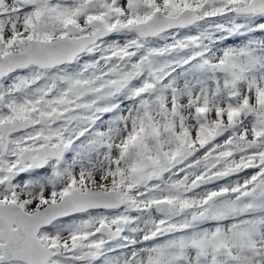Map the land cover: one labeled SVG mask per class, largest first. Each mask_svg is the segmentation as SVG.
Returning <instances> with one entry per match:
<instances>
[{
  "label": "flooded vegetation",
  "instance_id": "af4514ba",
  "mask_svg": "<svg viewBox=\"0 0 264 264\" xmlns=\"http://www.w3.org/2000/svg\"><path fill=\"white\" fill-rule=\"evenodd\" d=\"M20 1L18 8L0 12V58L18 52L29 40L65 35L68 39L82 38L93 34L99 26L106 31L70 62L49 67L31 64L0 75V264H40L20 257L24 239L11 250L5 248L7 235L3 229L10 219L13 221L7 227L14 230L18 218L59 201L73 190L86 189L115 190L122 205L69 213L39 226L36 237L40 243L49 246L54 257L65 252L68 264H104L105 258L109 264H139L141 243L137 244L141 246L139 250L128 252L93 249L90 240L97 236L107 243L123 239L131 219L138 215L143 219L146 211L150 229L157 233L149 238L172 241L177 256L188 251L195 254L194 260L220 251L230 226L237 232L243 250L264 249L263 105L245 99L243 90L220 91L219 105L200 115L202 127L194 128L193 134L180 115L168 113V121L164 107H158V116L153 105L137 104L139 96L158 90L157 83L153 86L145 80L157 72H163L162 78L166 80L170 67L151 55L145 56L150 44L161 42L165 35L170 39L168 35L173 33L198 28L199 22L143 37L131 25L151 15L141 12L144 0H94L93 6L89 0ZM181 9L164 12L174 15ZM197 13L200 16V11ZM176 67L179 65L174 64ZM148 70L150 75L146 77ZM256 79L264 83L263 76ZM149 87L152 90L148 93L143 90ZM258 90L264 95V88ZM258 90H252L254 98L262 96ZM110 98H129L135 103L129 115H125L127 120L123 122L115 102L106 109V99ZM115 117L119 118V129L116 127L114 138L121 136L127 125L134 131L125 153L116 159L107 185H81V177H73L67 165L77 158L89 161L99 154V149L104 151L107 141L112 139L105 134L106 124L111 123L107 120ZM157 117L164 121H156ZM121 146L114 141L111 149L116 151ZM43 149L53 157L44 158L45 164L41 166ZM184 153L187 154L182 161L170 164L174 157ZM122 159L126 160L124 169ZM45 172L56 174L53 180L61 179L55 190L61 188L63 192L57 191L43 205H34ZM157 202H164L160 210L155 207ZM144 207L146 210H142ZM75 217L88 219L86 229L79 230L81 239L75 243L69 237L76 230L60 235L67 245L62 251L63 243L59 250L57 226L73 223ZM102 224L110 229L120 228L121 237L110 240L100 232Z\"/></svg>",
  "mask_w": 264,
  "mask_h": 264
},
{
  "label": "rangeland",
  "instance_id": "374dc122",
  "mask_svg": "<svg viewBox=\"0 0 264 264\" xmlns=\"http://www.w3.org/2000/svg\"><path fill=\"white\" fill-rule=\"evenodd\" d=\"M136 0H129V3ZM237 0H144L142 5V11L145 16L151 14L152 10H163L169 13H173L180 8H194L200 11L202 16L201 24L196 29H190L189 31L177 32V34H171L170 39L166 38V35L162 38V41L151 43L150 49L147 50L145 56L154 60H162L166 64H169V71L167 72V78H162L163 72H157L153 77H149L145 80L147 84L155 86L157 83L158 90L154 94L139 96L138 106H145L146 104L154 105L155 108L162 105L164 107V115L169 117L168 121H171L168 113L181 116L182 122L186 127L200 130L202 127V116L204 112H210L212 107L219 105L220 91H228L236 89V86L232 84V78L244 77L243 85L238 89L246 91L245 99L253 100L255 103H261L264 111V95L258 90L264 88V83L258 82L261 78L258 75L264 77V14L252 13L247 18V32L246 39L248 41L234 42L233 39L230 44L226 43L222 39L221 30H225L228 26L226 20L230 25L235 24V15L231 13V9L235 6ZM248 2L249 0H244ZM20 0H0V12L9 9H16L20 6ZM143 2V1H142ZM225 12L230 14H225ZM142 14V13H141ZM220 15L217 17V15ZM28 16L27 14L25 15ZM216 16V17H215ZM211 20H209V18ZM241 17V16H240ZM3 21V19H2ZM5 21V20H4ZM212 21V23L210 22ZM242 21V20H241ZM241 21L237 23V26H241ZM253 22L255 24H253ZM211 23V24H210ZM227 25V26H226ZM236 26V25H234ZM260 29V30H259ZM259 30V31H254ZM229 32L232 33L233 29L229 28ZM210 32L209 35L214 40H208L204 42V35ZM194 34V35H193ZM200 35V37L198 36ZM203 37V38H202ZM210 47V48H209ZM210 49V51H209ZM254 50H256L254 52ZM209 51V52H208ZM165 52V55L162 53ZM208 54V55H207ZM182 58V59H180ZM183 66L179 69L174 68V64L182 62ZM158 68L161 66L159 62L154 63ZM147 67V66H146ZM160 69V68H159ZM150 75L148 70L146 77ZM249 90H246V86ZM258 90L262 95L261 98H254L252 90ZM148 93L146 88H143ZM218 96L217 101L215 97ZM151 97V98H150ZM225 92L223 93V98ZM119 98L106 99V109L111 106L112 102L118 104ZM243 99V98H242ZM123 100V99H122ZM135 103L125 101L123 107L131 109ZM157 110V109H156ZM130 111V110H129ZM122 116L126 114V109L121 110ZM215 113V111H214ZM126 115H129L126 114ZM158 115V112L155 114ZM119 118H110L106 124V139L107 144L104 151L99 149V154L91 157L89 161L76 159L67 165L69 173L75 177L83 180L81 185L88 182L96 184L98 186L107 185L110 182V171L115 168L116 159L121 154L124 155L128 145L129 136L134 134V131L130 130L129 125L127 128L121 130V136L114 138L116 134V127ZM123 120H127L123 118ZM156 121L162 123L164 120L160 117L156 118ZM128 124V123H127ZM124 124H122L123 126ZM164 127V126H163ZM119 129V127H118ZM197 132V131H195ZM136 133V131H135ZM188 133V131H186ZM187 138H190L189 136ZM114 141L120 142V149L113 151L111 149L114 146ZM108 150H111L109 154ZM116 153L117 155H113ZM122 157V156H121ZM126 160H121V167L124 169ZM113 176V174H111ZM56 174L53 172L43 173V177L37 189L36 201L34 205L44 204L51 200L58 193H62L63 190H55L56 185L61 183L59 177L53 180ZM39 196V197H38ZM142 210H146L144 207ZM147 211L141 216H135L133 222L126 228L125 237L116 242H105L100 237H94L90 240L91 247L96 249L99 247L101 250H126L140 249L141 246H137L141 243L142 251L140 253L139 264H146L144 260L150 264H264V249H258L255 252L245 251L240 247L238 238L235 234L236 231L232 230V226L227 228L226 238L223 240L224 247L218 252L208 253L205 258L201 256L193 260L192 252L185 251L184 255L177 256L176 247H173L172 241H156L150 239L151 235H156V231H151V224L147 222ZM146 217V219H145ZM88 219L82 220L74 218L73 223H66L65 225H58L57 245L61 247L64 243L62 251L66 249L67 242L60 240V235H64L71 229L76 230L69 239H73V243L79 241L81 238L79 230L86 229ZM90 225V224H89ZM174 240V239H173ZM144 243H147L144 245ZM179 242L176 241V245ZM170 249V251L168 250ZM116 254H112L115 256ZM65 252L55 256L50 264H68ZM113 258V257H112ZM168 261V263H167ZM104 264H109L107 258H105ZM113 264V263H110Z\"/></svg>",
  "mask_w": 264,
  "mask_h": 264
},
{
  "label": "water",
  "instance_id": "95a60500",
  "mask_svg": "<svg viewBox=\"0 0 264 264\" xmlns=\"http://www.w3.org/2000/svg\"><path fill=\"white\" fill-rule=\"evenodd\" d=\"M94 0L89 1V5L93 6ZM256 11L264 13V0H239L232 12L237 14H248ZM198 20V15L195 10L185 8L176 15H166L162 10H156L145 21L132 25L140 36H153L163 30H168L176 27H184L191 25ZM96 22V21H94ZM106 30L99 28L91 35L82 38L68 39L65 35L51 40H29L22 44L18 52L9 53L0 58V75L7 71H12L16 68H22L31 64L38 67H49L64 62H70L75 55L84 50L88 43L96 40L98 36H102ZM235 81V80H234ZM12 125V123H10ZM12 128V127H11ZM155 145H158L155 143ZM158 147V146H157ZM159 148V147H158ZM44 151V149H43ZM178 155L174 157L170 164H176L182 161L186 156ZM47 156L53 157V154L47 151L42 152L41 164H44V158ZM162 161V158H161ZM164 202L155 203V207H160ZM122 204V199L117 195L116 191H104L102 189H86L84 192L73 190L68 194L63 195L59 201L50 202L42 208L36 210L30 215L23 216L22 219L16 220L17 227L10 230L13 221L10 219L3 229L6 237L5 248H11L24 239L25 245H20V251L23 255L21 258L29 262H38L46 264L53 256L49 247H44L36 237V232L39 226L48 225L52 220L62 217L69 213L80 212L91 208H115ZM100 231L108 235L111 239L121 235L119 229L110 230L106 225H101ZM18 249V246H16Z\"/></svg>",
  "mask_w": 264,
  "mask_h": 264
},
{
  "label": "trees",
  "instance_id": "16d2710c",
  "mask_svg": "<svg viewBox=\"0 0 264 264\" xmlns=\"http://www.w3.org/2000/svg\"><path fill=\"white\" fill-rule=\"evenodd\" d=\"M219 16H220V14L218 15V17ZM249 17L250 16H248V15H243L241 17L240 16L239 17L235 16V24H231V25L229 24L230 22L226 20L225 23L228 24V29L229 28H232L233 31H232V33L230 32V34L227 35L224 39H226L227 41H229L232 38L234 42H239L240 39L244 40L246 38V35H248V33L245 32V31H247V28H248L247 27V18H249ZM239 21H241L240 22L241 23V26H237V23ZM253 24H255V23L253 22ZM234 25H236V26H234ZM259 30H254V31H259ZM226 32L227 31H225V33ZM229 43H230V41H229Z\"/></svg>",
  "mask_w": 264,
  "mask_h": 264
}]
</instances>
